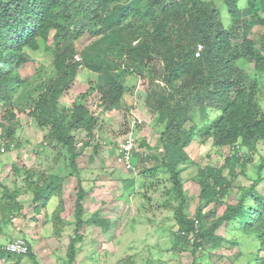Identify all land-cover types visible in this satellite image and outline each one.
Returning <instances> with one entry per match:
<instances>
[{
    "label": "trees",
    "instance_id": "16d2710c",
    "mask_svg": "<svg viewBox=\"0 0 264 264\" xmlns=\"http://www.w3.org/2000/svg\"><path fill=\"white\" fill-rule=\"evenodd\" d=\"M222 1L223 6L215 0H0V104L6 107L0 120V140L10 149L18 119L9 106L18 88L29 84V78L21 76L16 69L29 59L24 47L35 50L43 45V50L52 54L50 65L55 76L41 88L29 109V116L39 127L48 129L43 138L59 151L54 160L67 159L63 155L67 153L71 173L78 175L77 159L88 140L83 139V146L77 147L76 133L84 131L92 137L97 122L84 101H74L71 111H62L58 98L74 82L80 65L74 57L77 53L75 42L85 33L90 37L98 36L81 50V55L88 70L97 74L96 83L90 88L97 92L103 110L110 111L120 104L125 88L123 74L134 71L166 82L169 92L153 91L150 104L157 109V120L163 126L160 143L165 152L161 165L169 171L172 182V188L165 193L168 196L175 193L180 199L174 207L165 200L175 215L177 230L174 226L171 232L174 245L180 244V249L192 245V263L196 264L197 253L202 257L204 250L216 248L225 240L216 235V230L233 222L237 230L257 239L255 253L251 252L254 253L253 262L247 264H264V195L257 192L264 179L261 174L264 159L258 166L257 179L248 187L241 186L236 202L228 203L217 219L209 221L202 210L210 202L220 203L232 193L235 165L240 163L243 169L251 153L264 145V91L256 80L257 73H264V32L257 41L248 36L250 23L264 26V0H247L243 8L238 6L239 0ZM52 30L55 32L50 46L47 41ZM197 42L203 45V50L195 57ZM155 58L162 61L161 67L152 64ZM241 58L254 62V68L249 73L239 71L234 75V61ZM13 62L14 67H10ZM191 96L198 97L197 102L204 109L216 107L220 110L213 124L204 126L203 133L212 137L215 146L231 150L222 164L198 167L195 180L200 188L199 203L194 204L192 212L187 208L180 172V163L191 160L183 148L196 133V126H185L190 119L185 101ZM200 113L205 116L203 110ZM141 145L144 146V142ZM99 147L96 144L92 151L100 153ZM147 147L149 151L153 148ZM14 170L17 176L22 172L17 166ZM35 174L27 170L26 184L21 185L33 195V203H37L34 208L45 205L53 195L59 197L58 207L63 206V177L43 176L40 172L39 180H34ZM134 182L132 177L123 180L125 190L134 189ZM21 187L9 189L0 182L1 214H15L22 209L19 203ZM86 193L79 185L74 204L76 234L69 242V260L75 257L76 243L82 239L79 233L84 227L115 232L113 217H103L100 210L86 219L83 217ZM61 209L56 210V216ZM193 212L198 219L196 225L190 217ZM60 224V219L54 222L55 232L60 231ZM231 241L228 240L236 243ZM1 252L8 253L9 257L14 255Z\"/></svg>",
    "mask_w": 264,
    "mask_h": 264
},
{
    "label": "rangeland",
    "instance_id": "374dc122",
    "mask_svg": "<svg viewBox=\"0 0 264 264\" xmlns=\"http://www.w3.org/2000/svg\"><path fill=\"white\" fill-rule=\"evenodd\" d=\"M218 1L216 0L217 4H220ZM246 1L239 0V3L245 4ZM223 11L224 8L221 12ZM223 17L225 21H228L226 13L223 14ZM97 37H90L88 33H85L75 42L77 49L83 50ZM51 44L50 39L47 41V45L51 46ZM28 51L30 52L29 60L19 67L18 72L24 78H29V84L18 88L12 100V106H9V108L12 107L18 124L15 125L11 148L9 150L5 148L8 151L0 153L1 161H3L0 163V182L9 189L20 188L21 185L26 184L25 172L27 170L34 174L37 173L33 176L34 180H39L38 174L40 172L43 176L48 174L59 175L63 177L61 194L63 207L68 210L69 214L73 212V216L77 189L81 185L87 192L83 199L86 212L91 215L96 209L100 210L104 216L111 215L113 222L116 223L113 241L106 240L104 234L98 235V229L94 226L89 229L84 228V235L79 233L83 239L82 242L76 243L78 247L76 256L84 264H125L123 262L127 259L128 254L130 257L132 255L134 264H193L192 245L187 247L184 244L187 248L181 247L182 249H180V244L174 245L172 241L171 232L176 220L171 206H177L180 199L176 197L175 193H171V196L165 193L172 188L170 173L166 167L161 165L160 160L156 158L146 159L148 150L145 146H141L142 140H144L145 145L155 144L158 133L162 129V125L156 124L153 120L154 116L150 112L153 109L150 104L152 93L150 89L160 90V88L148 81V78L143 79V74L130 73L136 77L128 75L129 73L123 74L122 80L125 82L126 90L130 92H127V95H124L125 98L121 99V106L119 104L110 112L99 111L96 107L97 95L90 88L91 85H95L97 74L88 70L87 64L82 58L84 62L79 67L74 82L67 86L58 98L59 109L71 111L74 101L77 103L84 101L89 112L96 117V126L100 137L107 142L114 141L118 135L117 132L124 129V125L133 117V131L139 137L136 153L141 163H136L133 169L127 171L115 164L111 159L113 158L111 153L93 152V148L85 146L77 159L80 171L75 176L71 173V166L67 161L68 154L62 152L67 159L61 158L56 162L54 159L59 151L57 152L49 143L48 145L45 144L47 141L43 139V136L48 133V129L39 127L29 116V109L32 108L34 99L41 92L45 82L55 76V72L50 65L52 54L43 50V45L36 51ZM153 62L158 67L162 66V61L159 58H155ZM234 64L236 70L250 71L253 66L244 60H238ZM39 73L44 75L41 77L38 75ZM257 82L264 91V78L258 77ZM83 93H86L85 98L82 96ZM5 108L0 104V120H2ZM135 120L140 122H135ZM193 121L186 122L185 126L197 124L196 133L183 148L191 160L180 163L189 211H193L194 204L199 203L200 188L197 180H195L198 176V167L220 165L223 163L225 155L230 152L228 147H219L213 144L212 137L203 133L201 121L196 118ZM162 147L163 151L161 152H164L165 148L163 145ZM241 153L242 151L239 152V154ZM261 159H264V145H259L256 153H251L250 159L243 169L240 163L235 165L236 177L233 179L232 193L223 198L220 203L212 201L202 207L205 217L209 221L217 219L228 203L236 202L241 186L248 187L253 184L259 174L258 166ZM131 162L135 163L136 159L132 157ZM14 166L22 170L18 176L15 174ZM153 169L155 170L153 171ZM261 174L264 177V169ZM127 177L135 178L134 189L130 191L125 190L123 186V180H126ZM21 188V199H28L30 196L29 193L26 194V187ZM257 190L258 193L264 195V179L259 183ZM54 196L53 201L56 204L59 202V197ZM165 200L169 201L171 206L166 204ZM236 228L237 225L233 222L227 226L223 224L218 228L215 232L216 235L222 236L225 240L216 248L211 249L209 247L204 252L201 250L202 257L197 253L196 258L199 260L196 261V264H247L248 261L253 262L252 256L254 257V251L258 246L257 239L255 236L246 235ZM117 237L119 238L117 241L120 242L114 244L113 242L116 241ZM107 238L110 239V236ZM228 240L236 241V243H229ZM64 241H66V237ZM101 247L113 248V250L106 251L107 254L103 255L101 251L106 249ZM60 254H64L63 251ZM62 256L64 255H60L51 264L66 262V258ZM17 258L21 257L17 256ZM249 258L250 260H248ZM147 260L149 263L146 262ZM128 264H131V261Z\"/></svg>",
    "mask_w": 264,
    "mask_h": 264
},
{
    "label": "crops",
    "instance_id": "0c3cea01",
    "mask_svg": "<svg viewBox=\"0 0 264 264\" xmlns=\"http://www.w3.org/2000/svg\"><path fill=\"white\" fill-rule=\"evenodd\" d=\"M28 195L30 197L26 200L21 199V195H19V203L22 209L18 213L6 215L0 213V245L14 238L23 237L28 240L30 251L26 255L18 256L21 258H17V256L9 257L0 252V264H37V262L39 264H51L54 263L55 259L60 255H64L62 257L65 258L68 257L67 252H70V239L76 234L73 212L69 214L65 207H58L59 202L55 204L53 201L54 195L45 205L34 208L37 203H33V195ZM59 208L62 209L59 215L55 216V212L59 210ZM87 216L89 215L85 214V219ZM103 217H105L104 214ZM59 219L62 221V224H60V231L55 232L53 224L59 221ZM84 228L82 229L83 233L86 229ZM89 228L90 226H88V229ZM98 232V235L104 234L106 240L108 239L107 236L115 238L114 232L108 231V233H106L103 229L98 230ZM65 237L66 241L63 242ZM117 239L119 238H116V241L113 242L114 244L120 242L119 240L117 241ZM101 248L106 249L101 251V254L104 252V255L107 254L106 251L113 250V248ZM62 251L64 254H60ZM35 260L37 262H35Z\"/></svg>",
    "mask_w": 264,
    "mask_h": 264
},
{
    "label": "clouds",
    "instance_id": "9594fccd",
    "mask_svg": "<svg viewBox=\"0 0 264 264\" xmlns=\"http://www.w3.org/2000/svg\"><path fill=\"white\" fill-rule=\"evenodd\" d=\"M215 2H216V0H215ZM221 5L220 6H223L222 5V3H223V1L222 0H219L218 1ZM247 2L248 1H246V3L245 4H243V3H239V1H238V3H239V7L240 8H243V7H245L246 6V4H247ZM217 3V2H216ZM227 23V26H229V21H227L226 22ZM250 25V28H251V30H250V32H249V34H248V36L251 38V39H253V40H255V41H257L258 40V38L260 37V34H261V32H264V26H262V25H256V24H249ZM53 32H55V30H52L51 31V35H50V37H49V40L51 39V42H52V34H53ZM76 44V43H75ZM52 45V44H51ZM1 50V49H0ZM3 50V49H2ZM24 50L27 52V55H28V58L30 57V55H29V51L28 50H31V51H36V50H38V49H35V50H32L30 47H24ZM203 50V45L200 43V42H197L196 44H195V50H194V56L195 57H198L199 56V53L201 52ZM4 51V50H3ZM45 51H47V50H45ZM48 52H50V51H48ZM51 53V52H50ZM263 54V56H264V53H262ZM75 59L78 61V62H80V65H79V67L83 64V57H82V55H81V50L79 51L78 49H77V53L75 54ZM29 60V59H28ZM27 60V61H28ZM238 60H244L246 63H250V64H253V66H252V68L250 69V71L254 68V62H249L248 60H246V59H244V58H241V59H238ZM238 60H235L234 61V63L236 62V61H238ZM16 61V60H15ZM27 61H25V62H22V63H20L19 64V66L16 68L17 70L19 69V67L21 66V65H23L24 63H26ZM51 63V62H50ZM152 63V62H151ZM153 65L155 64V63H152ZM14 65H15V62H13V63H11V64H9V66L10 67H14ZM156 65V64H155ZM234 65V67L233 68H235V64H233ZM79 67H78V69H79ZM78 71V70H77ZM239 71H242V72H244V73H249L250 71H247V70H243V69H240V70H236V72L234 73V75H237V73L239 72ZM134 72V71H133ZM136 73H138V72H136ZM138 74H140V73H138ZM128 75H132L133 77H136L135 75H133V74H128ZM142 75V74H141ZM258 77H262V78H264V73H257L256 74V80H257V78ZM146 78H148V81H151L152 82V84L153 85H155L156 87L158 86L159 88H160V90H163V91H165V93H167V90H166V82L164 81V80H160V79H154L153 77H145V75H143V79H146ZM152 78V79H151ZM157 80H158V82H157ZM123 83L125 84V82L123 81ZM258 83V82H257ZM259 85V84H258ZM260 86V85H259ZM261 87V86H260ZM129 88V87H128ZM262 88V87H261ZM160 90H152V89H150V92H153V91H160ZM127 92H130V91H128V90H126V86H125V88H124V92H123V94H122V98L121 99H123V98H125V96L127 95ZM169 92V91H168ZM95 93H96V95H97V92L95 91ZM126 94V95H125ZM132 94V93H131ZM125 95V96H124ZM124 96V97H123ZM130 96V95H129ZM97 97V96H96ZM264 97V96H263ZM98 98V97H97ZM189 98H191V99H189ZM197 98L198 97H196V96H191V97H188L187 98V100L185 101L187 104H188V106H187V109L189 110V112H188V114H189V116H190V119H188L186 122H188V123H190V122H194L193 120L196 118V119H198V121H201L202 122V124H203V128H204V126L205 127H207V126H209V125H211V124H213V121L220 115V110L218 109V108H216V107H207L206 109H204V106L203 105H201L200 103H198L197 102ZM97 101H98V99H97ZM184 102V103H185ZM121 103H122V100L120 101V106H121ZM85 104V103H84ZM86 106V105H85ZM96 107L99 109V111H101V110H103L102 109V106H100V104H99V101L98 102H96ZM116 108V107H115ZM115 108H113V109H115ZM112 109V110H113ZM200 110H203L204 111V113H205V116L203 115V114H201L200 113ZM105 112H110V111H108V110H104ZM150 112L152 113V115L154 116V118H153V120L156 122V124H160V125H162V123L161 122H158V120H157V116H158V111H157V109H155V108H153L152 110H150ZM91 113V112H90ZM212 116V117H211ZM95 119H96V117L95 116H93ZM32 119V118H31ZM133 117L131 118V120H128V122L124 125V129H122L120 132H117V137L116 138H114V141H112V142H110V141H104L103 140V138H101L100 137V135H99V133H98V131H97V126H95V128H94V130H93V132H92V137H90V136H87V132H81V134H80V132H77L76 133V136H77V142H76V146L77 147H80V146H83V144H84V141H83V139H87L88 140V147H90L91 149L96 145V144H99L100 145V147H99V150H100V152L102 151L103 153H111V156L113 157V158H111V159H113V161L115 162V164L116 165H119V166H121V167H123L125 170H129V169H133L134 167H135V165H136V163H141L140 161V158H139V156H138V154L136 153L137 152V150H138V146H139V142H138V139H139V137L138 136H136L135 135V133H134V131H133V124H134V122H133ZM139 120H135V122H138ZM140 122V121H139ZM138 122V123H139ZM186 122H185V124H186ZM197 124H193V126H196ZM163 127V126H162ZM186 127H187V125H186ZM190 127V126H189ZM197 127V126H196ZM159 135L157 136V138H156V143L155 144H152V145H150V144H148V145H145V143H144V146L147 148V150H148V153H147V156H145V158L146 159H149V160H152L153 158H156V159H158V160H160V163H161V158L164 156L163 155V153L165 152H161V151H163V147H162V144L160 143V139H161V133L159 132L158 133ZM44 139V138H43ZM94 140V143L92 144V143H90V141L91 140ZM46 141V140H45ZM144 140H142L141 142H143ZM48 142V141H47ZM47 142H45V144H47L48 145V143ZM127 142H130L132 145H131V149H130V153H129V157H128V163H129V166H125V165H123V164H121L119 161H117L116 160V153H117V149L119 148V146L122 144V143H127ZM5 145H4V143L3 142H1V147H0V153H5V152H7L6 150H5V147H4ZM142 146V145H141ZM147 146H152L153 148H152V150L151 151H149V148L147 147ZM155 146H157V149H155L154 147ZM11 148V147H10ZM1 149H3V150H1ZM229 150H230V148H229ZM231 151V150H230ZM240 152V151H239ZM238 152V153H239ZM151 153H153V154H155V156H152V155H150ZM132 157L133 158H135L136 159V162L135 163H132L131 162V159H132ZM2 161H1V158H0V163H1ZM162 164V163H161ZM135 179V178H134ZM53 196H51L50 197V199L52 198ZM49 199V200H50ZM96 211H98L97 209L95 210V211H93V213L94 212H96ZM192 212V211H191ZM85 214H87V215H89V216H87V218L88 217H90L91 215H90V213H88V212H86V210H85V207H84V211H83V217H85ZM194 214V212L190 215V217L193 219L194 217H195V215H193ZM196 218V217H195ZM197 219V218H196ZM194 220V219H193ZM194 223H195V220H194ZM197 224H198V222H197ZM174 230H177V226L174 228ZM82 234H83V232H82ZM84 235V234H83ZM17 238H22V239H24L25 240V242H26V244H27V248H28V250H27V252L26 253H14V252H10V251H8L7 249H5V246L9 243V242H11V241H13V240H15V239H17ZM17 238H14V239H12V240H9V241H7L6 243H4L3 245H0V252L1 251H5V252H9V253H11V254H14L13 256H19V255H26V254H28L29 253V251H30V247H29V242H28V240L27 239H25V238H23V237H17ZM112 238H114V237H111L110 239H107V240H112ZM118 238V237H117ZM83 239V238H82ZM82 239L80 240V242H82ZM113 241V240H112ZM77 245V244H76ZM131 248V247H130ZM129 248V249H130ZM77 250H78V247L76 246V252H75V257L72 259V260H69L68 258H66V262H63V263H58V264H71L73 261H79L81 264H84V262L83 261H81V260H79V259H77ZM125 250V249H124ZM131 250V249H130ZM124 252V251H123ZM103 253V255H104V252H102ZM6 256H8V253H6ZM129 257V259L127 260V262H125V264H128V262H132L133 264H134V262H133V260H132V255H131V257H130V254H128L127 256H126V258H128ZM121 260H123V259H121ZM35 262H37L36 260H35ZM124 263V262H123ZM37 264H39L38 262H37Z\"/></svg>",
    "mask_w": 264,
    "mask_h": 264
},
{
    "label": "built area",
    "instance_id": "2783aa9c",
    "mask_svg": "<svg viewBox=\"0 0 264 264\" xmlns=\"http://www.w3.org/2000/svg\"><path fill=\"white\" fill-rule=\"evenodd\" d=\"M90 143L93 144L94 140L92 139L90 141ZM131 145L132 144L130 142L122 143L119 146V148L117 149L116 160L125 166H129L128 157H129ZM1 150H3V149H1ZM193 219L195 220V225H196L198 222V219H196L195 217ZM5 249H7L10 252H14V253H26L28 250L27 244H26L25 240L22 238H17L15 240L9 242L5 246ZM71 264H81V263L79 261H73Z\"/></svg>",
    "mask_w": 264,
    "mask_h": 264
}]
</instances>
